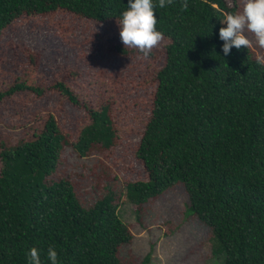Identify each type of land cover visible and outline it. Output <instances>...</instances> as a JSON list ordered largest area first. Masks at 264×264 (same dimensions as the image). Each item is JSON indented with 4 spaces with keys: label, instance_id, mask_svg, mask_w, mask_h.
Wrapping results in <instances>:
<instances>
[{
    "label": "trees",
    "instance_id": "16d2710c",
    "mask_svg": "<svg viewBox=\"0 0 264 264\" xmlns=\"http://www.w3.org/2000/svg\"><path fill=\"white\" fill-rule=\"evenodd\" d=\"M183 3L172 0L155 13L170 42L136 153L147 177L119 185L109 164L97 180L87 174L81 160L113 149L120 130L110 104L89 107L56 82L55 89L88 109L89 122L73 133L53 112L41 111L16 144L2 142L0 264H29L32 247L50 264L49 246L59 264H138L137 258L149 264L150 254H122L135 237L119 207L133 205L142 224L147 202L179 181L190 210L224 252L220 264H264V63L251 45L222 52L220 20L241 10L239 0ZM127 6L128 0H0V39L23 16L64 10L107 22L119 20ZM34 72L32 62L0 90V101L25 90L43 95ZM86 178L94 183L89 191Z\"/></svg>",
    "mask_w": 264,
    "mask_h": 264
},
{
    "label": "rangeland",
    "instance_id": "374dc122",
    "mask_svg": "<svg viewBox=\"0 0 264 264\" xmlns=\"http://www.w3.org/2000/svg\"><path fill=\"white\" fill-rule=\"evenodd\" d=\"M239 1L242 10L243 0ZM246 35L258 56L264 57V48L256 44L254 35ZM169 42L163 37L145 57L138 49L122 43L117 20L98 22L64 10L19 18L0 39V90L22 77L33 62L36 84L45 93L19 91L0 101V150L2 142L16 144L21 140L29 119L41 111L53 112L61 126L73 133L89 122L84 105L72 103L54 88L56 82L63 81L82 104L94 108L110 104L120 130L121 137L113 149L81 160L87 174L97 180L105 175L104 166L109 164L119 185L145 179L144 164L136 153ZM3 165L0 157V172ZM85 183L84 191L91 190V178H86ZM144 211L140 224L133 205L122 203L119 207L135 237L131 244L123 246V255L144 258L150 254L149 264H220L223 251L213 238L212 228L190 210L182 182L150 199Z\"/></svg>",
    "mask_w": 264,
    "mask_h": 264
},
{
    "label": "clouds",
    "instance_id": "9594fccd",
    "mask_svg": "<svg viewBox=\"0 0 264 264\" xmlns=\"http://www.w3.org/2000/svg\"><path fill=\"white\" fill-rule=\"evenodd\" d=\"M172 0H128V6L120 12L117 24L122 43L130 48L138 49L147 57L154 46L164 37V33L157 28L156 11L171 4ZM188 0H184L182 7H187ZM225 25L219 29V39L224 56H227L234 46L248 48L251 41L246 32H251L255 42L264 48V0H243L242 10L227 12L220 20ZM257 63H264V57H257ZM40 250L32 247L26 253L29 264H42ZM47 259L50 264H59L58 253L49 246Z\"/></svg>",
    "mask_w": 264,
    "mask_h": 264
}]
</instances>
